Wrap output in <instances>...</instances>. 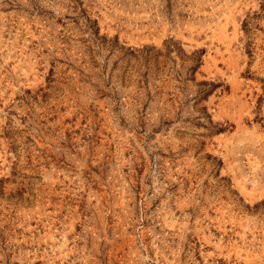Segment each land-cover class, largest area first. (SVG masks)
Segmentation results:
<instances>
[{
  "label": "rangeland",
  "instance_id": "obj_1",
  "mask_svg": "<svg viewBox=\"0 0 264 264\" xmlns=\"http://www.w3.org/2000/svg\"><path fill=\"white\" fill-rule=\"evenodd\" d=\"M0 264H264V0H0Z\"/></svg>",
  "mask_w": 264,
  "mask_h": 264
}]
</instances>
